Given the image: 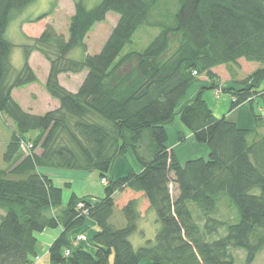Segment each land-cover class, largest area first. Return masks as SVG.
<instances>
[{"label":"trees","instance_id":"trees-1","mask_svg":"<svg viewBox=\"0 0 264 264\" xmlns=\"http://www.w3.org/2000/svg\"><path fill=\"white\" fill-rule=\"evenodd\" d=\"M35 1L0 0V120L13 127L4 155L11 167L0 170V264H41L39 234L58 229L50 264H254L264 252V115L253 113L248 129L217 118L204 96L229 97L228 114L256 103L264 112V0H78L68 35L48 26L20 46L24 65L17 70L8 29L14 14ZM59 1L52 0L53 11ZM111 13L116 26L102 50L89 55L87 36ZM144 29L157 33L133 50ZM33 52L50 64L46 90L60 103L44 115L26 112L12 96L38 81L28 64ZM241 60L262 67L221 87L213 70ZM84 72L77 93L61 85V75ZM177 122L205 155L180 161L167 133ZM177 138L186 142L183 133ZM26 145L35 150L23 154ZM128 153L140 170L115 178V162ZM55 169L98 171L107 181L105 197L72 194L64 205L71 185L59 187L44 172ZM142 206L155 215L157 231L136 249L130 239ZM88 222L96 226L92 251L75 242ZM235 252L244 253L243 262Z\"/></svg>","mask_w":264,"mask_h":264},{"label":"rangeland","instance_id":"rangeland-1","mask_svg":"<svg viewBox=\"0 0 264 264\" xmlns=\"http://www.w3.org/2000/svg\"><path fill=\"white\" fill-rule=\"evenodd\" d=\"M78 0H60L58 3V7L53 11L52 9V0H36L33 4H31L26 10L20 13L14 14V20L12 21L8 33L7 39L10 40L14 45L17 47L12 51L11 54V63L13 67L17 70H21L24 65V52L21 45H30L32 44V40L39 38L44 30L48 26H53L59 34L68 35L69 25L71 18L74 16L75 13V3ZM96 0H91V4L94 3ZM48 15V16H47ZM44 17L43 19L39 20L40 18ZM118 16L111 13L107 16L105 22L96 25L86 39L87 51L89 55H95L99 53L106 41L108 40L112 30L116 26L118 22ZM36 21L35 23H28L29 21ZM156 31L144 29L141 30L135 37V45L133 46V50H143L155 37ZM177 44H174L171 47L169 55L171 56L177 49ZM169 56V57H170ZM78 57V55H76ZM28 64L33 72L36 74L38 81L33 88H19L15 93V99L22 104V107L25 109L33 107L34 111L36 112H44L48 109L49 105L48 101L50 100L46 90V81L50 73V64L47 60L38 52H33L31 57L29 58ZM262 66L256 63H249L245 60L239 61L238 67H233L231 70L225 66L216 68L213 70V73L216 75L217 80L221 87H230L232 85L233 80L242 81L245 80L249 75H251L254 71L261 68ZM235 74V77L233 76ZM86 76V72L73 75H61L60 78L63 84L68 87L70 90H78L80 84L84 80ZM201 80L211 85V82L208 80L206 76L201 77ZM35 84V83H34ZM32 85V84H31ZM29 86V85H28ZM195 86L192 90H194ZM264 90V83L262 85ZM192 91H190V94ZM190 94L188 96H190ZM216 97V98H215ZM228 98L227 96H224ZM218 96L213 95L211 92H207L205 94V99L212 107H217L215 113L217 115H224L229 113L227 103L225 105H220V103L227 102L228 99H218ZM182 106L179 108V110ZM219 110H222L219 111ZM253 113L255 115H264L263 107L260 103L254 105L253 107L249 105H244V107L239 111V124L245 128H253ZM237 115V116H238ZM226 116V115H225ZM237 116L234 115L231 119H237ZM9 124V123H7ZM6 122L1 119L0 120V170H7L11 167L10 164L5 162L4 155L6 152L7 145L11 140L13 135L12 132V125L7 127ZM264 128L262 131L260 130L259 133H263ZM37 136L36 133L30 135V139H34ZM185 143H174L171 142L172 139L169 140V144L172 146L171 149H175L179 159L181 162H185L187 160H191L197 158L201 155H205V151L201 147L194 146L192 142V138L187 139ZM178 140V138H177ZM28 145V142L26 143ZM33 144V142H31ZM22 149V153H25V150L28 152L34 151L35 148H30L27 146ZM34 146V144L32 145ZM126 162L129 165V168L132 169L130 171H139L138 165L135 162V159L131 153H128L125 157L119 158L115 165L120 167ZM115 165L113 168H115ZM53 175L58 176L55 179V183L59 187H65L64 183H69L71 185L70 189L64 190V205L70 198L72 193L79 195L80 197H95L98 199H103L105 197V189L106 185L102 183V179L100 178V174L96 170L92 171H75V170H64V169H55ZM129 171V172H130ZM128 172H125L121 169L118 178L123 177ZM63 178V179H61ZM172 194L176 196L178 194L177 187L175 184L172 185ZM125 196L122 194L116 195L115 202L117 205H121L123 203V199ZM119 209V208H118ZM224 211L227 213L226 218L231 216L232 214L228 212L224 208ZM141 219L139 221L138 231L135 235L131 237V242L133 243L134 247L138 249L139 247L145 244V239H153L156 235L157 227L155 222V215L154 214H147L146 207H141ZM1 214V213H0ZM89 230L85 231L84 234L88 235ZM79 234V233H78ZM41 235L39 234V239ZM92 240V239H90ZM92 243V241H91ZM83 247L87 251H92L90 249V241L88 240ZM237 260L243 262L244 260V253L242 252H235ZM41 264H48L47 260L43 261ZM147 264V263H143ZM254 264H264V252L260 253L254 262Z\"/></svg>","mask_w":264,"mask_h":264},{"label":"crops","instance_id":"crops-1","mask_svg":"<svg viewBox=\"0 0 264 264\" xmlns=\"http://www.w3.org/2000/svg\"><path fill=\"white\" fill-rule=\"evenodd\" d=\"M59 80H60V83H61V85L64 87V88H66L68 91H70V92H72V93H77L78 92V90H79V88H80V86H81V84L83 83V81H82V83L80 84V86H79V88H78V90H70L68 87H66L64 84H63V82H62V80H61V78L59 77ZM35 85H36V83L35 84H32V85H29V86H27V87H29V88H33V87H35ZM202 87V85H200V86H198V87H196L194 90H190V91H192V93L190 94V91H189V93H188V95L190 94V96H188L187 95V97L185 98V100H184V102H183V104H181V106H183L184 104H186L187 102H189V101H191V100H193L196 96H197V94L199 93V90H200V88ZM23 88H26V87H23ZM22 89V88H21ZM17 90L18 89H15L14 91H13V93H12V96H13V99L22 107V104L19 102V101H17L16 99H15V93L17 92ZM213 95H215V93H213V92H211ZM205 97V96H204ZM48 98L50 99L49 101H48V104L47 105H49V107H48V109L46 110V111H44V112H36V111H34V109H33V107L31 106L30 108H28V109H25L24 107H22L26 112H28V113H30V114H33V115H44V114H46V113H48V112H50V111H54V110H57L59 107H60V103L57 101V100H55V99H53V98H51V96L49 97L48 96ZM216 98V97H215ZM225 97L224 96H221V97H219L218 99H224ZM225 99H228L227 100V102H223V103H220V105H225L226 103H227V105L229 104V106H228V108L230 107V104H231V100H230V98L228 97V98H225ZM207 101V100H206ZM208 103V102H207ZM209 104V103H208ZM210 106V108L212 109V111H213V113H214V115L217 117V118H222V117H224L225 115L226 116H228L229 118H231V117H233L234 115H238L239 114V111L244 107V106H242V107H240V108H238L237 110H235L234 112H232L231 114H222V115H217V113H215V110H216V108L218 107H212L211 105H209ZM219 111H221L222 112V110H219ZM226 111H228L229 112V109L228 110H226ZM238 124H239V122L241 121L240 120V118H239V115L237 116V119H234ZM167 133H168V136H169V140L170 139H172L171 140V142L173 141L175 144L178 142L177 141V134L178 133H183L184 135H186L187 136V139H190V138H192L191 137V135L190 134H188L185 130H184V128H183V126L179 123V122H177V123H175V124H173V125H170V126H168L167 127ZM171 146V145H170ZM172 146H174V145H172ZM171 146V147H172ZM124 163V162H123ZM131 168V167H130ZM129 168V165L125 162L123 165H121L120 167H118V166H116L115 165V168H113V172H112V175L115 177V178H118V176H119V174H120V171H121V169H123L125 172H129L130 170H132V169H130ZM138 170H139V167H138ZM44 172L47 174V175H49L52 179H56L58 176H56V175H53V173L55 172V171H52V170H44ZM56 177V178H55ZM61 179H63V178H61ZM63 181H64V179H63ZM72 194H75V193H72ZM71 194V195H72ZM75 195H77V194H75ZM78 197H80L79 195H77ZM71 197V196H70ZM81 198H88V199H91V200H100V199H98V198H95V197H81ZM70 199V198H69ZM69 199H68V201H69ZM68 201L65 203V205L68 203ZM86 227L87 228H89V231H88V235H86V234H84L85 233V231H86V229H80L79 230V234H78V236H80V235H85L87 238H88V240L89 239H91L92 237H93V235H94V232H95V230H96V226H95V224L93 223V222H88V224L86 225ZM61 233H62V229H58V230H47V231H45L43 234H41V238L39 239L40 240V243H39V247H38V249H37V252H38V256H40V258H41V263L43 262V261H46L47 260V263L48 264H50L49 263V259H48V254H49V248L51 247V245L55 242V240L61 235ZM90 241V245H91V247H90V249H93V245H92V243H91V240H89Z\"/></svg>","mask_w":264,"mask_h":264},{"label":"built area","instance_id":"built-area-1","mask_svg":"<svg viewBox=\"0 0 264 264\" xmlns=\"http://www.w3.org/2000/svg\"><path fill=\"white\" fill-rule=\"evenodd\" d=\"M102 183L106 185L107 184V181L106 180H103ZM79 207H81V208L83 207L82 206V203L79 204ZM75 242L76 243H85V242H87V237L85 235L77 236L76 239H75ZM66 255H69V252H67Z\"/></svg>","mask_w":264,"mask_h":264}]
</instances>
